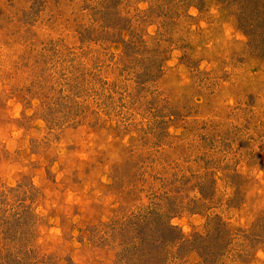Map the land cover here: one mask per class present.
Instances as JSON below:
<instances>
[{"label":"rangeland","instance_id":"rangeland-1","mask_svg":"<svg viewBox=\"0 0 264 264\" xmlns=\"http://www.w3.org/2000/svg\"><path fill=\"white\" fill-rule=\"evenodd\" d=\"M263 211L264 0H0V264H264Z\"/></svg>","mask_w":264,"mask_h":264},{"label":"trees","instance_id":"trees-1","mask_svg":"<svg viewBox=\"0 0 264 264\" xmlns=\"http://www.w3.org/2000/svg\"><path fill=\"white\" fill-rule=\"evenodd\" d=\"M21 207L23 208L21 213L26 212L27 209L29 208L27 206V204L26 205L23 204V206H21ZM15 222H16L17 227L19 225H21L23 223L21 216H20V218L16 219ZM157 223L154 225V227H153L154 230L152 231L153 233L158 235L156 237V239L153 240L154 242H152L151 239H149L145 236L143 238V243L145 244L144 248L147 249V250H145V252L144 251L143 252L146 253L148 256L153 257L154 252L156 253V251H157L158 255L160 256L159 258H161V260L165 263L167 260V257L165 256V251H166L165 249L168 245H174L177 252L183 250L185 247L191 246V243L187 242L184 239L181 232L178 229H176L174 226H171L168 223H158V224ZM255 225L258 227V230L261 228L264 229V211L262 212V216L257 219ZM144 230H146V229L144 228ZM259 235H261V234H259ZM262 235H264V233H262ZM195 236H197V235H195ZM197 238H199V237L197 236L194 239L197 240ZM200 247L204 248V246H200ZM202 248H201V250H202ZM195 250L197 251V254L199 256H202V252L200 249L199 250L195 249ZM206 252L207 251L205 250L204 253H206ZM219 252H221V251H219ZM203 256H205V254H203ZM161 260H160V264L162 263ZM205 262H207V260H205ZM207 264H209V262H207Z\"/></svg>","mask_w":264,"mask_h":264}]
</instances>
